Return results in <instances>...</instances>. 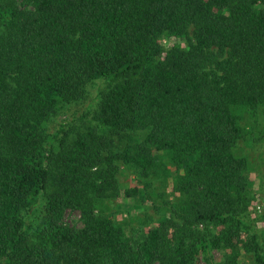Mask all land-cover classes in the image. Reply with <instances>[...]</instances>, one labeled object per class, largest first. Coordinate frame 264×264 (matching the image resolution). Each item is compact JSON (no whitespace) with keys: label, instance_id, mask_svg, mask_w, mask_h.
Returning a JSON list of instances; mask_svg holds the SVG:
<instances>
[{"label":"trees","instance_id":"1","mask_svg":"<svg viewBox=\"0 0 264 264\" xmlns=\"http://www.w3.org/2000/svg\"><path fill=\"white\" fill-rule=\"evenodd\" d=\"M258 117L264 0H0V264H264Z\"/></svg>","mask_w":264,"mask_h":264},{"label":"rangeland","instance_id":"2","mask_svg":"<svg viewBox=\"0 0 264 264\" xmlns=\"http://www.w3.org/2000/svg\"><path fill=\"white\" fill-rule=\"evenodd\" d=\"M182 43L180 40H164V45L169 46L171 44ZM100 85V81L94 82L87 88V101L90 102L96 96L97 86ZM106 85V84H103ZM102 89V88H101ZM89 99V100H88ZM86 100L84 102H86ZM87 102V103H88ZM81 107V106H80ZM79 106H72L70 109L62 115L59 119H65L67 116L77 113L78 115L83 112V109ZM65 116V117H64ZM91 115L85 117L84 119H89ZM253 139L257 140L253 142ZM238 152L246 156L249 160L251 170L248 173V179L252 183V203L249 210L250 216L252 219L259 218V221L256 223L257 230L261 236V242L264 246V219L260 216L264 210V119L261 117L257 118V123L254 126V129L251 132V136L246 143H241L238 147ZM122 185H125L123 179H121ZM125 199L121 195L120 198L117 197L114 199L112 210L116 214L115 220L123 225L125 230L128 232L130 237L133 235L134 238V209L127 211L123 206L120 205H131L132 202L125 203ZM127 205V206H128ZM129 212V216L126 213ZM63 222L72 227H80L82 225L79 213L77 211L67 210L63 216ZM217 258L218 255L215 254ZM202 264V263H200Z\"/></svg>","mask_w":264,"mask_h":264}]
</instances>
